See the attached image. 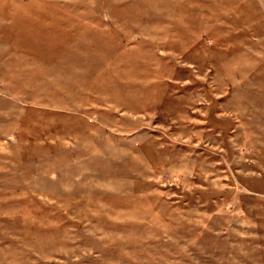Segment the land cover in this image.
I'll use <instances>...</instances> for the list:
<instances>
[{
  "label": "rangeland",
  "instance_id": "rangeland-1",
  "mask_svg": "<svg viewBox=\"0 0 264 264\" xmlns=\"http://www.w3.org/2000/svg\"><path fill=\"white\" fill-rule=\"evenodd\" d=\"M0 264H264V0H0Z\"/></svg>",
  "mask_w": 264,
  "mask_h": 264
}]
</instances>
